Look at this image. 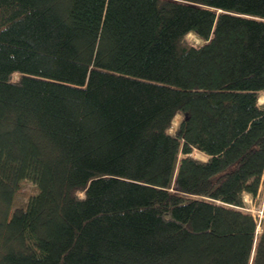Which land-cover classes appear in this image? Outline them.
<instances>
[{
  "label": "trees",
  "instance_id": "obj_1",
  "mask_svg": "<svg viewBox=\"0 0 264 264\" xmlns=\"http://www.w3.org/2000/svg\"><path fill=\"white\" fill-rule=\"evenodd\" d=\"M261 91L264 0H0V264H264Z\"/></svg>",
  "mask_w": 264,
  "mask_h": 264
},
{
  "label": "rangeland",
  "instance_id": "obj_2",
  "mask_svg": "<svg viewBox=\"0 0 264 264\" xmlns=\"http://www.w3.org/2000/svg\"><path fill=\"white\" fill-rule=\"evenodd\" d=\"M188 40L193 42L194 44H200L202 43V39L196 36L193 33H189L187 36ZM259 103H264V91L260 92L259 96ZM179 116H177L173 122V126H176ZM192 155L201 159H205L206 155L202 152L194 149L192 152ZM260 191L258 192V195L255 198H251L250 194H245L246 198V204L245 209L250 211L258 220L263 215V207H262V200H263V185L260 186ZM37 191L36 185L30 181L29 179H25L21 181L19 189L15 192V197L12 202V207L21 206L24 205L28 196L32 193Z\"/></svg>",
  "mask_w": 264,
  "mask_h": 264
}]
</instances>
